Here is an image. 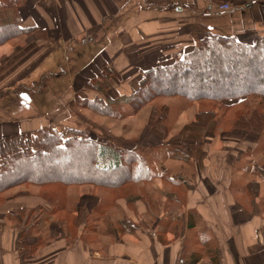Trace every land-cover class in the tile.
I'll use <instances>...</instances> for the list:
<instances>
[{"label": "crops", "instance_id": "obj_1", "mask_svg": "<svg viewBox=\"0 0 264 264\" xmlns=\"http://www.w3.org/2000/svg\"><path fill=\"white\" fill-rule=\"evenodd\" d=\"M225 4L230 9L219 11ZM18 13L21 27L34 31L0 47L17 46L1 60L0 91L22 93L24 80L38 70L42 82L66 78L72 99L46 113L62 123L72 120L69 104L91 110L78 101L96 98L112 110L98 115L120 119L122 106L91 86L97 81L108 82V94L132 95L145 71L173 64L210 33L249 45L264 35V0L256 6L244 0H25ZM58 51L69 69L42 71ZM149 120L145 131L160 144L144 143L143 150L154 151L163 165L158 171L140 144L116 148L112 134L90 135L100 143L103 163H115L122 150L144 159L150 176L136 186L150 198L107 200L100 189L84 186L74 201L56 196L69 213L51 219L53 206L44 195L8 197L0 205V264H264V135L209 131L197 155L180 133L171 138L169 116L162 119L163 134ZM46 127L53 126L28 129L24 123L19 132L0 126V139ZM182 145L187 151L177 149ZM14 216L22 228H15Z\"/></svg>", "mask_w": 264, "mask_h": 264}, {"label": "trees", "instance_id": "obj_2", "mask_svg": "<svg viewBox=\"0 0 264 264\" xmlns=\"http://www.w3.org/2000/svg\"><path fill=\"white\" fill-rule=\"evenodd\" d=\"M24 3L25 0H0V47L34 31L21 27L18 12ZM143 75L128 101L135 112L159 97H184L202 106L193 123L199 129L219 134V124L231 123L227 129L232 132L246 123L245 126L253 125L254 132L262 131L264 35L249 45L234 37L210 33L199 45L176 57L173 64L155 66ZM82 107L102 115L112 114L111 107L99 98L84 101ZM156 114L153 110L149 125L163 134L162 117ZM99 147L88 131L63 132L54 127L0 139V201L16 189L20 190L16 195L29 194L23 191L27 186L46 189V200L53 206L49 215L53 218L66 210L69 213L67 205L56 200L60 188L66 193L69 188L91 186L113 195L149 179L146 162L137 152L122 150L115 163L107 164L100 159ZM66 198L67 203L69 197Z\"/></svg>", "mask_w": 264, "mask_h": 264}, {"label": "rangeland", "instance_id": "obj_3", "mask_svg": "<svg viewBox=\"0 0 264 264\" xmlns=\"http://www.w3.org/2000/svg\"><path fill=\"white\" fill-rule=\"evenodd\" d=\"M244 3L246 4V0H244ZM14 47L17 46L11 44L10 47H4L0 49V64H1V60H4V58H7L9 55L12 54ZM57 66H61V68L58 69ZM42 67H43L42 71H45V69L52 68L53 70H56L55 73H61L62 71H66L69 69V64L66 62V58L63 56L61 51H58L56 55L52 57V59L45 61ZM66 80H67L66 78L63 79L47 78L44 79L42 82L40 70H38L37 72H33L29 78L24 80L23 82L24 88L21 89L23 91L22 93H16V94L8 93L6 89H4L3 93L0 91V126L6 127L7 125L9 127H13L12 129H14V131L17 132L21 130L22 125L24 123H26V125L29 127L28 129L40 128L45 124L47 126H53V127L59 126L63 129V132H65L68 128H75L79 130L88 129L89 134L91 132H97V133L99 132L98 134H100L105 131L112 134L113 137L115 138V140L112 141V144L116 148H120L121 146L130 147L134 144H140L141 147L140 149L143 150L144 143H146L147 146L154 143L160 144L158 143V140L156 138H152L148 136L149 133L145 131L146 127H148L147 120H149V118L151 117L153 110H156L157 111L156 115L160 116V118L162 117L163 120L165 118V114L166 116H169L170 122H166V126L171 133V138L174 137L175 133H180L181 135L184 136L185 140L192 141V142L183 141L187 149L195 148L197 151L196 153L197 155L202 152L203 149L202 150H197V149H201L199 147L200 144L202 145L205 144L204 138H206V135L209 132V130L206 128L199 129L198 126L193 125V123L196 122L197 114L200 113L202 106H199L198 104H194L193 102L189 101L184 97H159L154 99L152 102L145 105L143 108H141L138 112L135 113L133 112L129 102L127 103V100L131 94H127V95L124 94L122 96H119L116 95V93L113 90H111V92H109L108 94L106 93V90H108L107 87L109 84L108 82L101 80V81H97L98 82L97 84L95 83L92 85L93 87L98 86L97 88L99 90H103L105 93L102 94V97L107 99L110 103L114 105L119 104L122 106L121 116L119 117L120 119L110 116L98 115L97 112H93L91 110L82 111L80 110V108L69 104L68 116L72 120L70 121L67 120L62 123L61 121L59 122L58 120L53 119L52 118L53 116L51 117L49 115H46V113L48 114L50 109L52 110V108H54V106H56L57 103H62V102L66 103L72 99L71 93L67 92ZM38 84H41L42 88ZM44 85L45 88H43ZM137 86H138L137 83L132 84L131 89L132 91H134L133 94L135 93ZM42 89H44L45 92L38 95L37 93L41 92ZM133 94L131 95V97L133 96ZM78 102H79L78 103L79 106L80 105L82 106L83 102L81 101ZM257 103H255V106L257 105ZM165 106H167L166 109ZM252 106L254 107V103ZM207 107L208 106H204L205 109ZM248 122L249 121H247V123ZM256 122L259 123L258 121ZM230 124L228 125L219 124V127L221 128H218L219 131L218 133L219 134L231 133L228 132L231 131L228 130L229 126H231ZM245 124L246 123L244 124L241 123V126L235 128V130H233L232 133L234 132V134H241L246 136L250 135L252 136V139L264 135V124L260 128L262 129L261 133L254 132L253 130L255 129H253L252 124H251L252 126L249 125L245 126ZM255 125L258 126V124L256 123ZM92 135H90V137ZM103 137L104 136H102L100 139H102ZM178 148L180 150L187 151V149L184 148L183 145L177 146V149ZM148 150L149 147L144 149L143 152L147 154L148 158H150L149 164L153 165V168L156 171H158L159 169L162 168L163 165L162 163H160V161L157 158H155L154 151L153 150L148 151ZM176 160L178 159H175V161ZM162 183L161 185L162 186L164 185L163 188H167V187L169 188L168 184L165 183L162 184ZM161 185L159 187H162ZM81 188L82 187L66 189V193L64 194H66V197H69V199L74 201L77 198H74L73 195L75 196L77 195L79 197V195H81V192L79 191ZM91 188L93 189V187ZM94 190L98 191L97 189ZM156 190L157 192H160L158 188H156ZM19 191H20L19 189H16L9 192L6 199L0 201V205L5 203L8 197L24 196V194L16 195ZM23 191L29 194L37 193L42 196L44 195V197L47 195V193H49V191L46 189H40L31 186H27L25 189H23ZM99 191L100 192L102 191L101 193H104L107 200H111L112 198L131 197L137 194H141V196L146 195L147 198H150L151 195V194H147L148 189L143 188L142 190H138L136 184L128 185L124 189L113 193V195L110 192H106L105 190H99ZM56 192H58L57 194H55L56 196L59 195V197L64 198L65 195L63 194V189L60 188L59 191ZM96 213L97 212H95V214ZM12 219L15 222L16 229L22 228L21 225L22 222L21 224L19 223V225L21 226L17 228L18 225L17 218L14 216Z\"/></svg>", "mask_w": 264, "mask_h": 264}, {"label": "built area", "instance_id": "obj_4", "mask_svg": "<svg viewBox=\"0 0 264 264\" xmlns=\"http://www.w3.org/2000/svg\"><path fill=\"white\" fill-rule=\"evenodd\" d=\"M261 2V0H246V4L247 5H257ZM208 7H212V4L211 5H208ZM219 11H227L230 9V6L225 4V5H220L218 7Z\"/></svg>", "mask_w": 264, "mask_h": 264}]
</instances>
